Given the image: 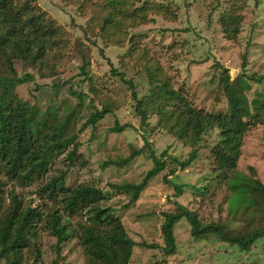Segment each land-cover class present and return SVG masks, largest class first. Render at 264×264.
<instances>
[{
	"label": "trees",
	"instance_id": "obj_1",
	"mask_svg": "<svg viewBox=\"0 0 264 264\" xmlns=\"http://www.w3.org/2000/svg\"><path fill=\"white\" fill-rule=\"evenodd\" d=\"M31 1L0 0V261L37 262L41 257L40 232L45 231L55 238L53 264H64L62 248L73 239L83 248L87 264H129L136 241L116 209L105 204L109 191L95 184L69 181L71 169L81 156L79 134L87 127L94 128L112 108L107 103L98 108L95 98L71 86L66 90L78 102L59 100L66 81H59L62 72L58 64L69 55L64 53L69 40L62 26L45 10L36 12ZM99 1L100 4L95 0H78L77 9L89 14L87 26L95 22L101 35L108 36L115 45L125 41L132 44L137 27L154 22L157 16L170 17L164 2L167 0ZM246 5L247 0H221L220 5L211 4L208 14H216L227 38H236ZM100 52L103 54V48ZM17 63L25 68L20 73ZM85 63L80 70L86 74ZM109 63L112 76L131 89L130 105L139 119L142 143L128 155L105 160L100 166L122 167L141 154L152 163L140 181L109 182L110 188L126 194L128 202L133 203L149 181L161 173L163 180L172 184L175 196L190 190L202 197L211 194L213 198L219 192L220 200L213 199L218 213L225 209L232 217L204 221L195 210L174 200L175 210L161 214V240L141 242L161 253L157 260L146 264H168L166 257L178 253L174 227L180 220H186L190 226V244L185 249L188 256L197 243L215 240L222 243L218 251L236 249L241 258L245 254L250 257L257 242L264 239V182L251 166L248 175L237 170V161L245 133L264 125V92H258V97L251 100L248 96V81L262 82L264 74L242 71L243 77L235 76L239 83L235 86L225 68L218 77L216 95L206 105L196 100L194 93L176 88L155 64L143 65L150 89L140 91L135 76L128 77L125 70L117 69L110 60ZM245 64L244 59L243 70ZM35 73L41 78L53 77V95L45 107L20 92V87L30 83H34L33 90L41 87L34 80ZM219 102L223 105L219 106ZM88 108L87 116L79 123L83 119L81 113ZM150 115L156 117V124L150 123ZM129 125L115 122L111 129L120 132ZM159 128L185 144L186 155L173 156L167 149L157 153L149 135ZM198 164L201 167L197 169L210 172H200L196 185L168 178L177 168L183 170ZM33 184V197L26 198L15 189ZM76 217L75 226H71V219ZM230 220L242 224L235 228ZM26 252L32 255L30 261Z\"/></svg>",
	"mask_w": 264,
	"mask_h": 264
},
{
	"label": "rangeland",
	"instance_id": "obj_2",
	"mask_svg": "<svg viewBox=\"0 0 264 264\" xmlns=\"http://www.w3.org/2000/svg\"><path fill=\"white\" fill-rule=\"evenodd\" d=\"M95 1L100 4L99 0ZM148 1L157 2L159 0ZM217 1H164L170 10V17L157 16L154 22L137 27L135 41L132 44L125 41L121 45L111 44L108 36L101 35L95 22L87 26L89 14L78 11V0L31 1L32 8L36 12L39 9L45 10L62 26L69 40L64 50V53L69 55L63 57L58 64V69L62 72L59 81H66L65 87L59 92V100L78 102L77 97L71 96L66 90L68 86H71L73 90L78 92L82 90L95 98L94 103L98 108L102 103H107L112 108V111L104 115L94 128L87 127L79 134L81 156L71 169L69 181L95 184L109 191L105 204L116 209L129 234L136 241L129 264H146L157 260L160 256L158 248H149L141 242L151 244L155 239H160V226L163 218L161 214L163 211L175 210L174 200L195 210L204 221L223 217L231 219L232 217L224 208L222 213H218L213 199L215 202L220 200L219 192L211 198V194L202 197L187 189L188 191L182 195L175 196L172 184L165 182L161 173L149 181L137 201L133 203L128 202L126 194L110 188L109 182L140 181L152 163L145 154H141L122 167L102 168L100 166L105 160L128 155L133 148H137L142 143L139 119L132 113L130 105L132 102L131 89L117 76H112L109 60L117 69L125 70L128 77L135 76L139 82L140 91L150 89L147 72L143 69V65L155 64L176 88H179L181 92L194 93L195 99L201 100V103L204 102L206 105L216 95L218 77L225 68L230 74L231 84L235 86H239L235 76L241 74L242 71L246 74H264V0H260L256 5L255 0H247V5L243 10L245 17L241 30L236 38L230 39L221 32L216 14H208L212 3L221 4V0ZM101 48L104 50L103 54L100 52ZM244 59L246 60L245 70L242 68ZM84 61L86 62V74L81 73L80 70ZM17 69L20 73L25 68L17 63ZM34 80L41 84L38 90H33L34 83H30L20 87V92L39 106L45 107L53 95L51 87L53 77L41 78L35 73ZM248 82L250 100L257 98L258 92H264V80L259 82L261 84L253 80ZM206 97L208 98L203 99ZM218 105L223 104L219 102ZM89 110L90 108L85 109L81 113L83 119L79 123L84 121ZM149 120L151 124H156L155 116L150 115ZM115 122L130 125L123 131L114 132L111 128ZM211 136L214 137V134ZM209 139L210 137L208 141ZM149 142L157 153L167 149L169 154L183 157L188 151L185 144L160 128L157 131L156 129L151 131ZM59 160L60 157L57 163ZM249 166L255 169L257 177L264 182V125L259 124L250 128L243 136L237 170L248 175ZM199 167L201 164L183 170L177 168L173 176L169 175L168 178L174 182L178 180L196 185L200 172H204L203 174L210 172L202 168L197 169ZM15 189L26 198L35 196V184L27 188L16 186ZM77 219L78 217L71 219V226H75ZM235 221L230 220L232 226L240 227L241 221ZM189 227L186 220L176 223L174 234L178 241V253L166 257L168 264H224L225 262L264 264V239L257 242L251 252L253 254L248 255L250 257H246L245 254L241 258L236 249H230V252L218 251V246L222 243L215 240L197 243L196 248L190 249L191 255L188 256L185 249L190 244ZM40 240L41 257L31 264H53L55 238L42 231ZM75 241L76 239H73L63 246L62 262L64 264H87L83 248ZM26 256L27 261H30L31 253L26 252ZM0 264L6 263L0 261Z\"/></svg>",
	"mask_w": 264,
	"mask_h": 264
}]
</instances>
